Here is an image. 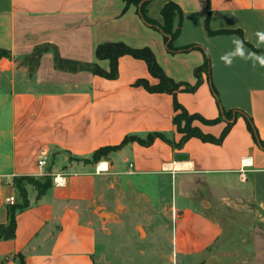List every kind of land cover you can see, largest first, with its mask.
I'll use <instances>...</instances> for the list:
<instances>
[{
	"label": "crops",
	"instance_id": "1",
	"mask_svg": "<svg viewBox=\"0 0 264 264\" xmlns=\"http://www.w3.org/2000/svg\"><path fill=\"white\" fill-rule=\"evenodd\" d=\"M168 2L179 8L173 12L172 29L179 26L174 46L197 45L209 58V70L200 71L193 91L151 92L136 85L143 79L154 86L158 79L144 60L128 54L118 57L115 79L55 68L56 52L108 71L109 61L95 57L96 47L123 43L148 48L173 82L195 85L202 51L168 52L162 33L140 18L138 5L123 0H0V49L10 54L0 58V225L9 220L6 198L20 202L14 178L50 179L40 198L33 186H24L28 205L14 213L13 238L0 239V264H97L109 225L122 230L125 220L119 215L127 212L156 222L180 173L238 177L233 192L241 190L250 201L251 224L259 232L255 240L243 242H258L259 247L221 250L218 221L173 203L177 216L168 222L164 264H264V149L259 144L264 141V67L233 55V40L239 38L245 57H264V43L256 35L264 32V0H150L147 16L163 24L161 9ZM220 30L234 32L208 33ZM38 47L44 51L31 72L21 62ZM225 55L231 66L221 60ZM181 110L193 117L191 127L213 139L231 124L220 142L192 136L176 148L182 133L174 117ZM148 135H155L149 144L137 140ZM126 136L134 139L91 161L95 150L118 146ZM42 149L48 151L47 165L39 170ZM177 153L187 159L176 161ZM138 256L146 264L150 253L131 257Z\"/></svg>",
	"mask_w": 264,
	"mask_h": 264
},
{
	"label": "rangeland",
	"instance_id": "2",
	"mask_svg": "<svg viewBox=\"0 0 264 264\" xmlns=\"http://www.w3.org/2000/svg\"><path fill=\"white\" fill-rule=\"evenodd\" d=\"M24 63H26L25 60L21 62V64ZM43 177L45 176L41 178ZM238 180V177L195 173L178 174L177 185L172 186V196L167 201L169 205L167 208L158 210L159 212L155 216L156 222H151L150 219L142 215L137 218L132 217L127 212L119 215V218L125 220L122 230L119 225V231L115 232V225H109L110 233L107 243H103L101 255H99L100 253L96 255L97 264H135V262L142 264L140 256L131 257L138 251L150 253L148 259L146 258L143 263L164 264L168 260L166 257L168 243L165 242V236L170 230L168 222L173 223L175 214L177 216V209H173V203L183 207L191 206L218 221L223 230L219 246L221 250L247 252L249 249L258 248V242H254L255 245L243 242L248 238L255 240L252 238H255L259 232L251 224L250 201L245 200L241 190L238 191V194L233 192ZM235 189L237 190L238 187ZM151 234L154 236L151 237ZM121 254L129 257L130 261L121 259Z\"/></svg>",
	"mask_w": 264,
	"mask_h": 264
},
{
	"label": "trees",
	"instance_id": "3",
	"mask_svg": "<svg viewBox=\"0 0 264 264\" xmlns=\"http://www.w3.org/2000/svg\"><path fill=\"white\" fill-rule=\"evenodd\" d=\"M126 5L129 3H133L137 7L138 14L142 21L160 31L162 33L164 43L166 45V49L170 53H177V52H184L189 51L192 49H200L202 51L204 61L200 68H198L195 71V75L197 77V82L195 85H184V84H178L173 82L171 79H169L160 66L156 63L154 56L152 52L148 48H138L133 49L129 48L123 43H103L99 44L95 49V57L99 60L101 59H107L109 61V69L108 71L102 70L99 68L96 64H88V63H80L72 60H67L59 57L57 53L55 52L54 55V65L55 68L63 71H69V72H76V71H91L94 74L100 75L107 79H115L117 77V59L121 55L128 54L131 55L134 58H138L141 60H144L149 73L158 79V83L154 86H148V83L143 80L139 79L135 82L136 85H143L145 86L149 91L151 92H166V93H175L176 91L184 90V91H193L195 87L200 83L199 80V73L200 71H208L209 70V58L204 50H202L199 46L190 44L185 45L181 47L174 46V40L176 39L178 33H179V26L173 30L172 29V22H173V12L177 11L179 12V8L176 4L173 2H168L163 5L161 9V15L163 18V24H160L156 22L155 20L149 18L146 14V5L148 1L150 0H123ZM234 31L229 30H220L216 32L208 31V33L211 35L214 34H222V33H231ZM44 51V48L38 47L35 48L32 53L25 58V65L28 66V69L32 72L38 65L40 57ZM2 57H10V54L7 50L0 49V58ZM177 107V106H176ZM193 119L192 116H189L185 111L181 110L180 113L176 114L174 117V123L176 124L177 131L179 133H182V136L180 140L174 144V147L181 148L183 142L192 136L200 137L203 140L206 141H215L220 142L221 138L227 133L229 126L231 122H229L222 132L221 136L218 139H213L208 136H204L200 133V131L197 128L191 127L190 122ZM182 121H184V125H182ZM248 128L252 134V136L255 138L256 131L254 130L253 124L248 121ZM157 135V134H155ZM155 135H148L147 140H141L137 139L140 143L143 144H149L152 140V138ZM131 139H134V137L126 136L120 145L118 146H107L102 147L97 150H95L92 154L91 161H98L101 157H106L108 153L116 150L121 145L125 144L126 142L130 141ZM256 139V138H255ZM259 144L261 148L264 149V141L259 140ZM13 183L16 186V189L18 191L20 202L18 204L8 205L9 208V220L6 225H0V239H11L14 236V230H15V223H14V213L16 211H20L27 207L28 200L26 199V191L24 189V186L26 184H29L33 186L37 192V198H40L45 191L50 186V179L48 176H45L43 178L38 177H18L13 179ZM15 203V202H14Z\"/></svg>",
	"mask_w": 264,
	"mask_h": 264
},
{
	"label": "clouds",
	"instance_id": "4",
	"mask_svg": "<svg viewBox=\"0 0 264 264\" xmlns=\"http://www.w3.org/2000/svg\"><path fill=\"white\" fill-rule=\"evenodd\" d=\"M256 35L259 37V41L261 43H264V32H257ZM233 43L236 45L235 52L233 55H239L242 59L247 58V59H255L261 67H264V57L257 56L255 53H249L247 57H245V52L243 49V41L240 40L239 38H235L233 40ZM221 60L226 62L227 66H231V60L228 58L227 55L222 56Z\"/></svg>",
	"mask_w": 264,
	"mask_h": 264
},
{
	"label": "built area",
	"instance_id": "5",
	"mask_svg": "<svg viewBox=\"0 0 264 264\" xmlns=\"http://www.w3.org/2000/svg\"><path fill=\"white\" fill-rule=\"evenodd\" d=\"M47 157L48 151L46 149H42L37 155V166L39 170H42L47 165ZM7 205H13L15 202L14 196H10L5 200Z\"/></svg>",
	"mask_w": 264,
	"mask_h": 264
},
{
	"label": "water",
	"instance_id": "6",
	"mask_svg": "<svg viewBox=\"0 0 264 264\" xmlns=\"http://www.w3.org/2000/svg\"><path fill=\"white\" fill-rule=\"evenodd\" d=\"M174 159L176 161L186 160L187 159V155L184 154V153H177V154H175Z\"/></svg>",
	"mask_w": 264,
	"mask_h": 264
}]
</instances>
